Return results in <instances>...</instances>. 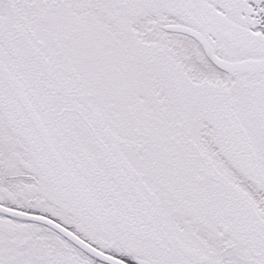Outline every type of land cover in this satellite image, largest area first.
<instances>
[{"label": "snow or ice", "instance_id": "1", "mask_svg": "<svg viewBox=\"0 0 264 264\" xmlns=\"http://www.w3.org/2000/svg\"><path fill=\"white\" fill-rule=\"evenodd\" d=\"M0 264H264V0H0Z\"/></svg>", "mask_w": 264, "mask_h": 264}]
</instances>
